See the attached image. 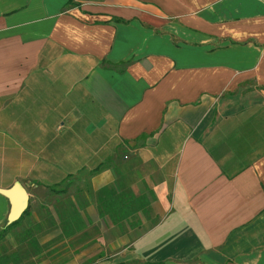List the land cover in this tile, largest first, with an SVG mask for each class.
Returning a JSON list of instances; mask_svg holds the SVG:
<instances>
[{
    "label": "crops",
    "instance_id": "crops-1",
    "mask_svg": "<svg viewBox=\"0 0 264 264\" xmlns=\"http://www.w3.org/2000/svg\"><path fill=\"white\" fill-rule=\"evenodd\" d=\"M90 169L68 264H264V0H0V189Z\"/></svg>",
    "mask_w": 264,
    "mask_h": 264
},
{
    "label": "rangeland",
    "instance_id": "rangeland-1",
    "mask_svg": "<svg viewBox=\"0 0 264 264\" xmlns=\"http://www.w3.org/2000/svg\"><path fill=\"white\" fill-rule=\"evenodd\" d=\"M124 147L121 143L115 147L112 156L115 163L122 161V155H128ZM107 161H111L110 155L104 157L102 163ZM40 172L36 170L34 176L24 179L23 185L30 194L28 214L22 216L16 225L8 228L9 224H6L0 228V264H68L74 260L91 261L107 254L103 248L109 234L106 231L109 223L106 224L105 212H110L105 205L106 190L97 192L102 199V202L98 201L103 205L101 210L105 205L101 212L99 205L98 217L96 211H89L85 197H89L90 189L82 185L83 181H88L93 169L75 173L65 171L59 175L54 172L50 180L49 175L44 181L45 184L37 182L41 180L37 175ZM136 173L141 175V170ZM128 199L126 196V201ZM110 220L119 222L121 227L124 221L129 225L138 221L137 217L122 221L113 217ZM153 220L150 219L148 224Z\"/></svg>",
    "mask_w": 264,
    "mask_h": 264
},
{
    "label": "water",
    "instance_id": "water-1",
    "mask_svg": "<svg viewBox=\"0 0 264 264\" xmlns=\"http://www.w3.org/2000/svg\"><path fill=\"white\" fill-rule=\"evenodd\" d=\"M0 192L6 195L11 201V209L7 224L19 219L28 207L29 194L23 184L16 181L10 188L0 189Z\"/></svg>",
    "mask_w": 264,
    "mask_h": 264
},
{
    "label": "trees",
    "instance_id": "trees-1",
    "mask_svg": "<svg viewBox=\"0 0 264 264\" xmlns=\"http://www.w3.org/2000/svg\"><path fill=\"white\" fill-rule=\"evenodd\" d=\"M27 214H28V207H27V209L24 211V213L21 215V217H20L19 219L13 221V222H12L11 224H9L7 227L9 228L10 226H14V225H16V224L20 221V219L22 218V216H25V215H27Z\"/></svg>",
    "mask_w": 264,
    "mask_h": 264
}]
</instances>
